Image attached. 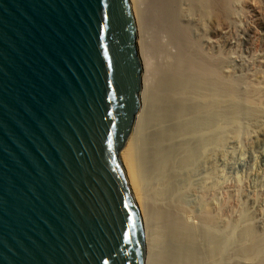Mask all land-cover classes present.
<instances>
[{
	"label": "water",
	"instance_id": "water-1",
	"mask_svg": "<svg viewBox=\"0 0 264 264\" xmlns=\"http://www.w3.org/2000/svg\"><path fill=\"white\" fill-rule=\"evenodd\" d=\"M149 84L136 0H0V264H149Z\"/></svg>",
	"mask_w": 264,
	"mask_h": 264
},
{
	"label": "bare ground",
	"instance_id": "bare-ground-1",
	"mask_svg": "<svg viewBox=\"0 0 264 264\" xmlns=\"http://www.w3.org/2000/svg\"><path fill=\"white\" fill-rule=\"evenodd\" d=\"M230 3L136 0L146 32L150 84L146 110L126 151V162L147 215L149 264H226L232 236L222 219L226 203L218 201L226 193L219 170L228 125L238 122L241 109L237 104L225 105L223 98L229 90L221 72L223 61L204 53L201 44L214 48L212 38L220 32L213 11L216 20H222L228 16ZM180 10L186 13L181 15ZM155 38L166 52L160 68H154L150 59ZM188 49H197L200 58L189 54ZM156 78L155 86L152 81L155 83ZM258 91L254 95L258 96ZM248 110L244 113L249 112L250 117L264 115L260 108ZM238 131L240 128L235 133ZM194 194L199 195L197 200L191 199ZM191 215L196 216L197 223L189 221ZM251 234L247 228L245 235Z\"/></svg>",
	"mask_w": 264,
	"mask_h": 264
},
{
	"label": "rangeland",
	"instance_id": "rangeland-1",
	"mask_svg": "<svg viewBox=\"0 0 264 264\" xmlns=\"http://www.w3.org/2000/svg\"><path fill=\"white\" fill-rule=\"evenodd\" d=\"M182 10L181 15L186 13ZM213 16L220 34L212 38L214 48L202 44L201 48L213 59L223 61L221 72L229 90L223 101L226 106L238 105L241 109L238 122L228 125L225 157L219 170L226 184V193L219 196L218 201L226 203L222 219L227 233L232 236L225 263L264 264V115L250 117L249 112L244 113L248 107L264 111V0H231L227 17L217 21L215 9ZM161 46L158 47V38L155 44L153 41L150 59L154 68H160L166 61V52ZM169 50L170 46L167 52ZM198 52L197 49H188V53L195 57L200 56ZM157 80L152 81L155 86ZM255 90H259L258 96L254 95ZM237 128L240 131L235 133ZM194 195L192 200L199 198L198 194ZM191 216L189 221L197 223L196 216ZM247 228H251L250 236L245 235Z\"/></svg>",
	"mask_w": 264,
	"mask_h": 264
}]
</instances>
